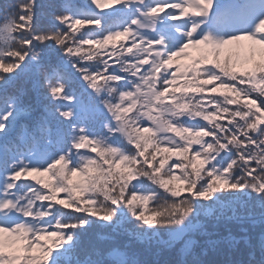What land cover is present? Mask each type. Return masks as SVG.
Segmentation results:
<instances>
[{
  "label": "snow or ice",
  "instance_id": "1",
  "mask_svg": "<svg viewBox=\"0 0 264 264\" xmlns=\"http://www.w3.org/2000/svg\"><path fill=\"white\" fill-rule=\"evenodd\" d=\"M40 7L0 4V264H138L91 258L94 225L190 254L207 216L264 224V0H52L46 23ZM27 74L29 120L10 89Z\"/></svg>",
  "mask_w": 264,
  "mask_h": 264
},
{
  "label": "trees",
  "instance_id": "2",
  "mask_svg": "<svg viewBox=\"0 0 264 264\" xmlns=\"http://www.w3.org/2000/svg\"><path fill=\"white\" fill-rule=\"evenodd\" d=\"M10 0H0V4ZM52 0H37L41 5L39 17L42 23L48 19V5ZM83 3L84 0H76ZM247 44V43H244ZM189 55L182 57L179 63L190 64L192 57L197 55L196 50H186ZM257 61L261 59L256 54ZM250 66V65H249ZM33 76L22 75L10 85L11 90L24 91L25 99L31 105V111L26 120L32 115L39 116L43 110L42 94L33 90ZM47 180V175L41 177ZM180 189L183 184L180 180L173 182ZM151 207V204L149 205ZM204 227L192 237L190 254L173 252L163 247L149 248L146 245L128 238L127 233L103 226L94 225L84 234L83 246L88 249L90 257L95 259L102 253V258L110 259L109 254L114 247H120L138 264H264V224L259 218L255 221L236 219L231 217L207 216L201 221ZM54 239V238H53ZM47 243L51 244L49 239ZM83 258V257H82Z\"/></svg>",
  "mask_w": 264,
  "mask_h": 264
},
{
  "label": "rangeland",
  "instance_id": "3",
  "mask_svg": "<svg viewBox=\"0 0 264 264\" xmlns=\"http://www.w3.org/2000/svg\"><path fill=\"white\" fill-rule=\"evenodd\" d=\"M223 8L225 7L220 9ZM255 12L256 10L253 9L251 13L243 16H237L231 12H220L213 15L211 21L209 22V27L211 32H213L217 37L227 35L234 31L250 27L251 23L254 22L252 20V16L255 14ZM257 46L261 47L260 45Z\"/></svg>",
  "mask_w": 264,
  "mask_h": 264
}]
</instances>
